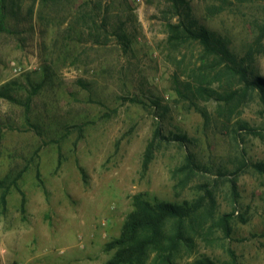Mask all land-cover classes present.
<instances>
[{"label": "rangeland", "instance_id": "374dc122", "mask_svg": "<svg viewBox=\"0 0 264 264\" xmlns=\"http://www.w3.org/2000/svg\"><path fill=\"white\" fill-rule=\"evenodd\" d=\"M188 2L197 25L230 52L251 48L248 77L264 78V3ZM12 4L0 31V264H103L135 194L201 200L197 234L175 264H264L259 89L231 115L213 98L191 97L185 84L212 81L223 64L204 70L218 57L167 42L166 24L176 22L168 0ZM203 86L243 89L238 76ZM157 124L166 136L185 135L186 145L160 144L144 169ZM186 152L200 171L180 189L171 171Z\"/></svg>", "mask_w": 264, "mask_h": 264}, {"label": "trees", "instance_id": "16d2710c", "mask_svg": "<svg viewBox=\"0 0 264 264\" xmlns=\"http://www.w3.org/2000/svg\"><path fill=\"white\" fill-rule=\"evenodd\" d=\"M240 3L263 2L264 0H238ZM9 0H0V31H4L6 18L13 14L8 7ZM169 10L172 18L176 17L175 23H167L168 39L167 42L178 45L182 43L198 44L202 47L203 56L218 57L209 64V67L202 65L204 70L213 69L215 66L223 64L220 74L211 81L203 83L202 81L187 83L185 89L191 97L198 95L205 101L215 99L218 102V110L222 113L231 115L241 103L250 100L255 89H259L260 95L264 101V78L258 76L249 78L250 63L253 60V50L247 48L242 56H236L229 51L224 42L209 33L204 27L198 26L193 18L192 8L188 0H168ZM264 6V4H263ZM264 32L263 25L260 26ZM259 27V28H260ZM234 76L240 78L242 87L238 91L232 92L229 87L218 90V88L204 87L210 85L213 81L231 79ZM206 79L207 76H203ZM177 81V79H176ZM205 81V80H204ZM179 85L178 82H176ZM229 86V85H227ZM191 99V98H190ZM134 102L135 100H131ZM157 106V105H156ZM201 115L207 118L205 111H200ZM248 133L258 134L255 130L246 128ZM187 137L185 135L166 136L161 125L157 124L152 138L147 144L143 156V168L152 159L154 150L162 143L177 142L180 145H186ZM248 165L244 160L240 168L235 170L230 180V187L233 196H236V177ZM254 167L264 174L262 164ZM200 171L196 164L195 157L186 152L183 163L171 171V179L175 181L174 187L184 188L187 183ZM5 196H2L4 202ZM132 210L129 212L121 226L118 237L104 244V251H112V255L103 264H175V256L181 247H186L192 241V236L197 234L196 226H199L201 220L202 202L183 200L181 203H170L164 201H149L143 194H135L131 197ZM226 222V221H225ZM198 264H215L210 260L198 262Z\"/></svg>", "mask_w": 264, "mask_h": 264}]
</instances>
